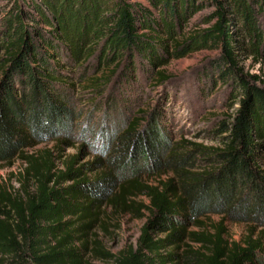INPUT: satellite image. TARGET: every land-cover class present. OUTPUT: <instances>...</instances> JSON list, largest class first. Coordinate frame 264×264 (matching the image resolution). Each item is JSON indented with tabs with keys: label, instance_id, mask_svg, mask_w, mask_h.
I'll return each mask as SVG.
<instances>
[{
	"label": "trees",
	"instance_id": "obj_1",
	"mask_svg": "<svg viewBox=\"0 0 264 264\" xmlns=\"http://www.w3.org/2000/svg\"><path fill=\"white\" fill-rule=\"evenodd\" d=\"M148 1L32 0L33 11L16 2L5 13L0 162L21 159L23 168L21 190L0 178V264H90L88 235L104 205L149 215L137 245L119 255L95 242L93 251L114 264H264V0ZM208 6L215 10L190 27ZM202 50L219 52L208 78L241 94L235 115L218 122L217 146L174 141L164 105L146 111L140 97L125 96L139 71L163 85L170 60ZM248 58L261 73L246 71ZM77 85L90 90L85 97L101 121L75 137ZM72 138L105 157L77 166L73 156L61 169L52 149L29 151ZM140 161L166 178L145 181ZM99 168L91 179L87 171ZM214 213L226 217L212 231L190 229ZM228 218L250 223L242 240L228 238ZM186 239L200 246L178 253Z\"/></svg>",
	"mask_w": 264,
	"mask_h": 264
},
{
	"label": "rangeland",
	"instance_id": "obj_2",
	"mask_svg": "<svg viewBox=\"0 0 264 264\" xmlns=\"http://www.w3.org/2000/svg\"><path fill=\"white\" fill-rule=\"evenodd\" d=\"M129 1L149 5L148 0ZM16 2L20 3L26 11H33L31 6H28L32 0H0V30L4 27L3 17L5 13L12 12ZM214 10L213 6L204 8L193 16L188 25L190 27L193 26L203 16L212 13ZM25 21L30 26L33 24L29 19ZM40 26L48 29L42 24ZM218 53V51L202 50L183 58L170 60L164 66V69L171 78L163 85L155 82L154 78L149 79L147 75L139 71L140 83L138 85L134 84L135 87L132 92H126L125 96L132 99L140 97V105L146 111L153 110L159 104L164 105L166 112L165 122L168 124L167 130L174 141L184 138L208 146L220 145L221 136L215 134L218 122L227 120L231 115H235L240 108L241 94L234 97L230 87L208 78L207 72L211 67L210 62ZM242 64L246 71L261 73V64L254 63L251 58L245 59ZM150 83L152 84L150 85ZM89 92L90 90L79 85L76 86L74 92L78 113L75 137H77L80 127L88 129L92 126L95 127L101 121L100 112L95 110L93 104L85 97ZM115 120L116 122L120 120V117H117L116 114L112 117V121L115 122ZM59 145L60 147L58 148L56 140H48L29 148V151L52 149L56 156L62 155V159L58 161L61 169L65 167L62 162L70 160L73 156H80L77 166L92 163L97 156L105 157L100 154L99 150H92L89 146L83 148V142L79 138L70 139L69 144L61 143ZM144 165V161L137 163L138 167H142L141 174L145 181L157 183L160 178H166V174L160 176L159 173L156 174L149 168L143 167ZM22 168L23 162L21 159H15L12 164L0 162V178L10 191L22 189L18 180L19 171ZM103 170V168H99L91 172L87 171V174L93 179ZM30 188L34 190L32 182L30 183ZM144 199V196L137 198L138 201ZM148 216V213H145L142 217H136L130 212H121L104 205L100 221L89 232L88 240L91 250L87 253L86 259L90 264H114V259L102 257L98 252L93 251L96 248L95 242L98 241L101 245L98 248L99 250L102 248L114 255H119L122 251L129 249L130 246L137 245L141 229L148 221ZM224 217L226 216L223 214H210L202 218L205 226H192L190 229L198 232L212 231L211 226L218 224ZM224 222L228 229V238L230 240H242L250 226L248 222H239L232 218L225 219ZM79 225L80 222L76 223V226ZM76 234L79 235L80 233L76 232ZM187 243H190L195 248L200 246L194 241L186 239L177 252L184 254L187 250ZM80 244V241L76 242L77 246ZM173 249L171 247L167 251L169 252Z\"/></svg>",
	"mask_w": 264,
	"mask_h": 264
}]
</instances>
